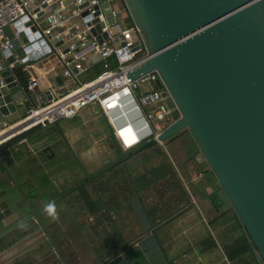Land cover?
<instances>
[{
	"label": "water",
	"instance_id": "water-1",
	"mask_svg": "<svg viewBox=\"0 0 264 264\" xmlns=\"http://www.w3.org/2000/svg\"><path fill=\"white\" fill-rule=\"evenodd\" d=\"M90 1L84 0L78 7L84 8ZM97 1L91 6L93 16L108 2ZM122 2L141 45L149 53L127 76L135 79L154 70L164 87L162 96L170 99L178 117L156 139L149 136L127 152L117 153L114 161L91 175L85 174L81 181L51 200L37 207H32L25 200L27 213L1 229L0 236L30 218L46 233L38 220V213L48 204H54L120 165L128 177L146 226L134 237L125 240L106 211L120 244L102 255L97 254L79 229L94 257L91 264H129L124 255L126 247L147 233L153 237L159 253L169 264L156 229L170 221L182 207L159 221L151 222L125 161L148 148L173 141L179 132L186 130L194 149L189 157L185 143L178 142L184 156L181 162L183 170L184 161L189 159L197 169H201L198 157L202 159L235 215L257 264H264V0ZM40 15L41 12H38L37 16ZM80 16L87 20V9H82ZM92 21L96 22L95 19ZM102 25V22H96L89 29L90 35L99 33ZM11 26L20 30L17 37H13ZM11 26L2 28L11 47H0V114L8 121L19 116L17 111L15 115H9L7 110L17 109L9 95L18 89L11 70L26 67L35 77L34 68L49 71L50 68L59 67L62 60H59L58 51L65 53L67 50L65 46L57 50L58 46L63 45L62 41L42 35L36 21L28 19L27 15ZM101 36L105 37V33L101 32ZM96 38L99 39V36ZM71 72L76 73V70L72 67ZM52 73L54 83L61 85V75L55 71ZM47 84L53 87L51 81H47ZM42 94L45 100L51 97L49 90H43ZM23 124L15 125L9 132ZM53 124L56 125V121ZM51 153L50 147L37 152L41 158H47ZM0 161L9 173L1 156ZM203 182L210 184L207 178H203L197 180L195 185L200 187ZM198 190L195 189L197 195ZM212 193L205 195L210 203H213Z\"/></svg>",
	"mask_w": 264,
	"mask_h": 264
},
{
	"label": "crops",
	"instance_id": "crops-1",
	"mask_svg": "<svg viewBox=\"0 0 264 264\" xmlns=\"http://www.w3.org/2000/svg\"><path fill=\"white\" fill-rule=\"evenodd\" d=\"M108 1L110 8L118 11V17L124 21L125 25L132 27L133 24L122 0ZM111 20L113 19L111 18ZM36 24L41 29V17L36 20ZM11 29L13 30L12 26ZM3 36L5 38L4 33ZM64 37L63 45L58 46L57 50L65 46L67 40L72 38L71 30H67ZM77 44H79L78 41ZM109 61L112 63V57L109 58ZM83 64L85 69L82 72L61 77V85L54 83L55 94H63L79 83L92 80L102 68V61L95 54H90ZM20 70V80L15 78L14 69L11 70L18 89L9 93L17 109H7L9 115H15L18 112V119L8 121L0 114V129L2 122L6 123L5 126H12L26 116L29 108L45 101L42 94L45 81L39 78L44 71L34 68V72L39 78V85L34 90L28 91L26 83L33 76L30 75L26 67H21ZM60 70L61 66L56 68L55 73L60 74ZM49 74L51 72L44 75L48 77ZM59 120L56 121V125L52 123L32 127L19 141L0 147L2 160L6 159L9 162L6 164L9 173L5 168L4 170L0 168V230L27 213L25 203L27 190L23 187V183L27 180L36 175L45 174L55 189L63 192L81 181L85 174L91 175L116 159L117 151L114 145H117V142L111 127L96 103H89L79 109L75 115ZM19 132L8 136L1 142ZM45 147H50L52 153L47 158H41L37 152ZM160 147L165 151L170 161L172 159L174 163L176 160L180 161L181 154L180 159H178L179 155L176 158H171L168 155L167 149L171 148L169 145H160ZM119 150L122 153L127 152L120 148ZM198 160L201 169H197L192 162H188L184 165L186 172L182 167V173L180 172V178L190 195L192 206L176 213L170 221L156 229V234L169 264H229L218 243L215 247L204 250H201L199 246L200 241L208 234H211L214 239L216 237L213 235L214 231L211 225L204 220L199 205L196 203L197 195L193 187L196 181L207 177L213 183L206 165L200 157ZM0 164L2 165L1 161ZM105 174L106 172L93 179L96 180L95 186L97 182H100L99 180L106 181L107 175ZM89 183L85 188L89 193L90 191L92 193L94 189ZM201 185L199 190L204 189L206 192L211 190L210 184L203 182ZM215 193L218 203L223 204L222 193L219 191H215ZM6 201L8 203H5ZM54 206L57 217L55 219L45 209L37 214L46 233L33 218H30L0 236V264H91L94 262V257L82 237L81 231L97 253H103L99 238L103 236L104 224H96L93 216L86 212L83 203H65L59 200V203H54ZM127 206L118 203L112 218L123 237L130 239L146 226V222L139 218L134 206L131 207L130 204L129 207ZM138 208L140 209L139 205ZM134 245L141 249L146 264H167L150 234L142 235Z\"/></svg>",
	"mask_w": 264,
	"mask_h": 264
},
{
	"label": "built area",
	"instance_id": "built-area-1",
	"mask_svg": "<svg viewBox=\"0 0 264 264\" xmlns=\"http://www.w3.org/2000/svg\"><path fill=\"white\" fill-rule=\"evenodd\" d=\"M83 1L0 0V47L2 49L11 47L9 40L6 37L3 38L2 28L6 25L11 26L13 22L27 15L28 19L35 21L41 17L42 35L56 41L63 43L65 32L71 30L72 38L65 43L66 52L58 51L59 60H62L61 77L82 72L85 69L83 61L90 54L97 55L102 61L101 71L96 77L79 83L73 89L60 95L55 94L53 87L47 84V81H51L54 86L52 72L56 68L42 72L44 74L51 72L48 77L42 73L39 76L45 81L43 90H49L51 93L50 99L29 108L26 116L12 126H5L6 123L2 122L0 142L29 127L52 124L61 118L71 117L89 103L97 104L121 150L128 151L149 136L156 139L157 135L174 120L171 117L176 108L173 104H167V96H162L164 87L154 70L135 79L127 76L131 69L140 65L149 55L141 45L134 26L127 27L118 17V11L110 8L108 0L105 6L99 8L95 16H93L94 9L91 6L98 1L91 0L84 8H79L78 5ZM82 9H87L89 16L87 20L80 16ZM106 11L109 13L107 14ZM38 12H41L39 17ZM92 19L103 24L100 32L95 35L89 33V29L96 23ZM101 32L105 33V37L101 36ZM12 33L13 37H17L20 30L13 27ZM96 36H99V39ZM110 57H112V63L109 61ZM72 67L76 73L71 72ZM39 78L37 76L29 78L26 90L32 91L37 88ZM121 101L127 104L122 114L124 119L129 116L127 122L121 121L119 113V115L115 112L114 115L110 113L116 108L119 109L117 103ZM117 120L118 125L115 124ZM20 123L24 124L15 132H9L12 127Z\"/></svg>",
	"mask_w": 264,
	"mask_h": 264
},
{
	"label": "trees",
	"instance_id": "trees-1",
	"mask_svg": "<svg viewBox=\"0 0 264 264\" xmlns=\"http://www.w3.org/2000/svg\"><path fill=\"white\" fill-rule=\"evenodd\" d=\"M20 73V68L14 69V76L17 80H20ZM24 87L25 84L23 85V88ZM37 126L39 125L32 127L34 128ZM32 127L21 131L18 134L3 141L2 143H0V147L11 142L19 141L27 134V132ZM114 147L117 153L121 152L116 144L114 145ZM180 154L181 157H183V153ZM3 161L5 162V164L9 163L8 160L6 161V159ZM125 163L128 169V173L133 180L138 193L140 194L144 192L145 195V191L148 192L145 196L149 203H145L144 201H142L141 195L140 200L143 202V205L151 222H156L167 217L172 211L176 210L179 207H182V209L177 212V214L185 210L187 207L192 206L190 195L186 190L178 171H176L174 167L176 162L174 163L173 159L170 161L169 157L160 146L148 148L138 153L137 155L127 159ZM177 163V165H179L181 168L180 161H177ZM115 167H118L121 170V173L125 178V183L122 185L123 192L128 193L129 190L132 194V201H130V203L119 204L128 205L127 207H129V204L131 205V207L134 206V208L137 209L139 218L142 221H145L141 210L138 208V201L134 195L133 189L124 169L120 165H117ZM0 168L4 170V167L1 164ZM207 171L208 173H210L209 170ZM99 181L100 182L96 183V186L94 185L95 180H92L89 183L94 189H92L94 192L92 191L91 193L90 191L89 193L85 188L86 186H82L78 188V192H80L78 197H76V193H74L64 197L61 200L65 203H83L86 212L93 216L95 223L104 224L102 232L103 236H100L99 238L100 247H102L104 251L101 254L97 253L99 255H102L106 251L114 248V246H118L120 244V238L117 235L106 213V211L108 212L107 204H111L115 212V207L118 205V203H103L101 201V194L105 195V197L109 196V200L112 201V193L108 188V180ZM214 182L215 181H213V183ZM23 187L27 190L25 198L27 202L30 203V205L33 207H37L41 203L51 200L55 196L62 193L55 189L54 185H52L51 181L45 174H39L34 176L32 179L27 180L25 183H23ZM197 188L198 186L195 185L194 190ZM216 191L219 190L217 189ZM154 195H156V197H159L160 200H164L165 203H158L159 201L155 200L156 197ZM212 199L213 203H218L216 195H214V197L212 196ZM113 221L115 222L114 219ZM209 224L211 225V228L214 231L213 235L217 240L214 239L211 234H208L199 243L201 250L215 247L218 243L229 264H257V261L251 251L250 245L247 242V239L230 208H226L220 211L219 214H217L212 220L209 221ZM123 238L125 239V237ZM112 242L116 243L112 244ZM134 243L135 242H132L128 247H126L124 252V255L129 261V264H146V259L141 252V249L137 245H134Z\"/></svg>",
	"mask_w": 264,
	"mask_h": 264
},
{
	"label": "rangeland",
	"instance_id": "rangeland-1",
	"mask_svg": "<svg viewBox=\"0 0 264 264\" xmlns=\"http://www.w3.org/2000/svg\"><path fill=\"white\" fill-rule=\"evenodd\" d=\"M83 76H84V74H83ZM58 94H60V93H57V95ZM166 102H167L168 105H172V102L170 101V99L167 98ZM177 117H178V112H177V110H174L172 112L171 119L172 118L175 119ZM59 121H61V120H59ZM167 145H168V142L163 143V146H167ZM167 152H168V155L170 157H175L176 158V156L179 155L178 159H180V154L176 153V155H175V153L170 151L169 148L167 149ZM177 164L178 163H177V160H176V164L174 165V167H175L176 171H178V173L180 175V172L182 173V170H181L180 166L177 165ZM180 165H181V162H180ZM105 175H107L106 180L109 181L108 188H109V191L112 193V201L109 200V196L105 197V195H103V194H101L102 195V198H100L101 201L103 203H130V201H132V199H131L132 194L130 193L129 190H128V193H124L123 192L122 185L125 183V178L123 177L124 175L121 173V170L118 167H114V168L110 169L109 171H107ZM211 177H212V175H211ZM212 180H213V177H212ZM52 185H53V183H52ZM84 186H86V185H84ZM74 193H76L75 195H76V197H78L80 192H78V189H77L74 192H72V194H74ZM147 193L148 192L145 191V195ZM140 195H141V198H142L141 200L142 201H144L145 203H149V201L146 199V196L144 195V192L140 193L139 197H140ZM214 195H216V194H213V197H214ZM154 196L156 197V195H154ZM220 197H222V196L220 195ZM196 199H197L196 203L199 205V209L201 210V213H202V215L204 217V220L206 222L209 223L210 220H212L217 214L220 213L221 209L217 212L216 210H214V209H212L211 207L208 206V202L207 201H204L203 199H199L198 196H196ZM155 200L159 201L158 203H165V201L164 200H160L159 197H156ZM5 203H8V201H6ZM55 203H59V201H57ZM225 203H226L224 205L225 208H229V205L227 204V202H225ZM107 207H108L107 210H108L109 214L110 215L111 214L114 215V210H113L112 205L111 204H107Z\"/></svg>",
	"mask_w": 264,
	"mask_h": 264
},
{
	"label": "flooded vegetation",
	"instance_id": "flooded-vegetation-1",
	"mask_svg": "<svg viewBox=\"0 0 264 264\" xmlns=\"http://www.w3.org/2000/svg\"><path fill=\"white\" fill-rule=\"evenodd\" d=\"M179 141H181V142H184L185 143V145H186V148H187V154H188V156L190 157L191 156V154L193 153L192 151H193V144H192V141H191V138L189 137V135H188V133H187V131L186 130H182L181 132H179L178 133V135H177V137L173 140V141H171V142H168V145L171 147L170 148V150L172 151V152H174V153H177V154H180V149L178 148V142ZM182 153V152H181ZM184 160V156L183 157H181V159H180V162H182ZM188 162H192L190 159L188 160V161H184V165L186 164V163H188ZM207 178V177H206ZM208 179V178H207ZM209 180V179H208ZM209 182H210V180H209ZM202 185H200V187H201ZM199 186H198V189L200 188ZM210 187H211V190L210 191H205L204 189H200V190H198L199 191V195H198V198L199 199H203L204 201H207L208 202V206L209 207H211L212 209H214V210H216L217 212L221 209V211L222 210H224V209H226V208H224L225 206V202H226V200H225V198H224V196H223V199H222V203L223 204H221V202L220 203H210V200L208 199V198H206L205 197V195H206V193H209V192H211V191H213V193L211 194V200L213 201V199H212V196H213V194H215V191L218 189L217 187H216V184H215V182L214 183H211L210 182ZM63 199V198H62ZM216 199H217V195H216ZM217 201H218V199H217ZM228 204V203H227ZM179 212V211H178Z\"/></svg>",
	"mask_w": 264,
	"mask_h": 264
},
{
	"label": "bare ground",
	"instance_id": "bare-ground-1",
	"mask_svg": "<svg viewBox=\"0 0 264 264\" xmlns=\"http://www.w3.org/2000/svg\"><path fill=\"white\" fill-rule=\"evenodd\" d=\"M117 104H119V109H114L113 111H111L110 113L112 114V115H114V112L116 113V114H118L119 115V118H121V121L122 122H127V120H129V116H126L125 117V119H124V117L122 116V114H124V110L127 108V104H126V102H124V101H121V102H118ZM116 104V105H117ZM115 106V105H114ZM115 124L116 125H118L119 124V122H118V120H117V122H115ZM27 125V124H26ZM132 127L134 128V124L132 125ZM18 128H20V127H18ZM17 128V129H18ZM11 132H15V130H13V131H11ZM1 137V136H0Z\"/></svg>",
	"mask_w": 264,
	"mask_h": 264
},
{
	"label": "clouds",
	"instance_id": "clouds-1",
	"mask_svg": "<svg viewBox=\"0 0 264 264\" xmlns=\"http://www.w3.org/2000/svg\"><path fill=\"white\" fill-rule=\"evenodd\" d=\"M2 143V142H1ZM45 211L49 214L52 215L53 219L57 218L55 214V206L54 204L50 203L46 206Z\"/></svg>",
	"mask_w": 264,
	"mask_h": 264
}]
</instances>
